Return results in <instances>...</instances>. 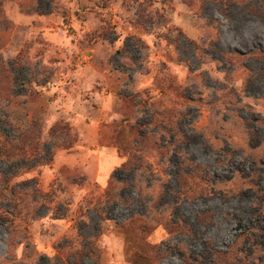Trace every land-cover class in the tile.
Listing matches in <instances>:
<instances>
[{
  "label": "rangeland",
  "instance_id": "374dc122",
  "mask_svg": "<svg viewBox=\"0 0 264 264\" xmlns=\"http://www.w3.org/2000/svg\"><path fill=\"white\" fill-rule=\"evenodd\" d=\"M3 141L0 264H264V0H0Z\"/></svg>",
  "mask_w": 264,
  "mask_h": 264
},
{
  "label": "trees",
  "instance_id": "16d2710c",
  "mask_svg": "<svg viewBox=\"0 0 264 264\" xmlns=\"http://www.w3.org/2000/svg\"><path fill=\"white\" fill-rule=\"evenodd\" d=\"M146 101L143 102V108H148L153 109L152 113V117H151V121L148 124H140V123H134L132 125H130V123L128 122V119H123L119 125L116 126L117 132L116 135H119L121 130H123V128L125 127H129L131 132L134 133V137L132 139V141L130 142V144L127 145H122L120 144L117 149L120 152H123L127 155L128 159L127 161L121 166L120 169H117L116 171H125V170H133L138 171L143 169V160L141 157H137L136 154H140L142 152V146L144 145L145 141L147 138H156L157 136H155L154 133H152L151 131L145 130L144 128H148L151 126V128L155 129L156 133L157 131H162L164 132L166 130V126L168 125V111L167 110H163L160 111L159 108H155L154 104H149L147 105L145 103ZM5 140L9 143H11V140L9 137L5 136ZM9 143H7V145H9ZM6 147L3 142H0V155L2 156H6V157H12L9 153L6 152ZM12 149V148H11ZM18 149V148H16ZM105 198H106V203H109L110 201L113 200H119L120 197L116 196V194L114 193V187L109 186V188H107L106 192H105ZM97 235H95L94 237H96ZM94 237L89 238L87 240H85L83 245H80L79 249L77 250V259H80L81 257H93L94 255V249H95V239ZM196 264H200L197 263Z\"/></svg>",
  "mask_w": 264,
  "mask_h": 264
}]
</instances>
